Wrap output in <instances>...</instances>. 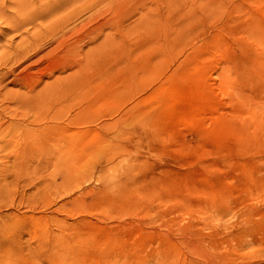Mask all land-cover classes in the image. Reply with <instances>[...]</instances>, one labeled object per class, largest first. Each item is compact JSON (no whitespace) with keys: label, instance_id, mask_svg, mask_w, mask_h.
I'll list each match as a JSON object with an SVG mask.
<instances>
[{"label":"rangeland","instance_id":"rangeland-1","mask_svg":"<svg viewBox=\"0 0 264 264\" xmlns=\"http://www.w3.org/2000/svg\"><path fill=\"white\" fill-rule=\"evenodd\" d=\"M27 1L53 9L34 19L0 0V212L12 213L9 224L30 182H2L20 133L8 127L7 98L81 61L78 97L58 98L61 161L43 173L47 183L58 177L41 203L48 219L58 207L61 264H264V0H106L89 12L84 0ZM61 20L73 29L67 54L47 36ZM101 31L115 37L106 52L95 49ZM38 38L40 49L22 52ZM25 258L22 241L0 244V264Z\"/></svg>","mask_w":264,"mask_h":264},{"label":"bare ground","instance_id":"bare-ground-1","mask_svg":"<svg viewBox=\"0 0 264 264\" xmlns=\"http://www.w3.org/2000/svg\"><path fill=\"white\" fill-rule=\"evenodd\" d=\"M11 1H13L14 3L16 2L18 4V5L16 4V7L18 6L20 7L21 9L20 11H22L23 15L30 14L33 11L34 19L42 18L45 14H47L46 12L50 11V9L52 8L51 7L49 10H47L50 3L48 2L41 3L42 2L41 0H40L41 6L39 7V11H36L34 7L28 5V1L27 4H24L23 0H11ZM32 1L35 3L37 2V0H32ZM84 1H85V7L83 9L81 8L82 10L80 9V12L82 11L89 12L93 8L99 7L100 5L106 3V0H84ZM68 2L74 3L73 0H68ZM107 2L110 1L108 0ZM20 11L19 13H21ZM91 18L92 17H89L88 19L90 20ZM67 19L65 18V20ZM62 20L61 22L64 24H60L58 21V23L53 22V24L50 27L48 26L46 30L48 31L49 34H47V36L49 37V39L51 36L52 40L50 41L48 37L45 38V40L48 39L50 41L49 43L51 45L52 44L54 45V50L56 51L62 50L64 47H66L67 50L65 51L63 50L62 53L64 52L65 54H67V52H69L68 50L70 51L72 50L71 49L72 44L71 41H69L71 39H68L67 37L65 40L64 35L72 33L73 29L69 30L66 27V22L69 21V19L64 22ZM86 27L91 32V29L89 28L90 26L86 25L85 28ZM123 30L124 29H120L121 32ZM54 32H56L58 35H56ZM90 32L88 31V33ZM54 34L58 37H55ZM99 35L101 41L99 40L100 43L95 48L97 49V51L99 49H102L103 52H106L115 46L114 44L116 43L115 37L112 35L110 31H101ZM42 37L44 39V36ZM40 40L38 38L34 40L32 43L27 44V47L25 46V48H23V51L22 50L21 51L23 53L24 51H27L28 53L30 52L29 51L30 49L32 50L31 52L34 51L36 52L35 49H40V44H41ZM75 41L76 40H74V42ZM74 42L72 41V43ZM89 53L90 52H88L85 55V57L88 56ZM30 54L28 55L22 54L21 56H17V58L20 59L22 58L26 60L27 58L26 56L29 57ZM48 55H50V53ZM69 57L71 58V56ZM90 58L88 59L87 57V60L84 63L86 64L87 62L89 63ZM20 59H18V61H20ZM15 61H17V59ZM66 61L68 60L66 59ZM76 63L77 64L72 65L69 62V64L72 65V68L73 67L75 68V71L71 70L72 73H70L69 75L63 78L57 77L53 82L44 83V85L40 87V84H43L42 83L43 81L41 82L42 80L41 78L38 79L36 83L33 82V84H29V85L27 84L22 86L20 91H17L15 94L13 93L12 96L11 95L8 96L10 94L9 92H8L9 94L7 95L8 96L7 100H9L10 97V102L12 104L10 105L12 106L11 109L12 119L16 120V122L14 123L12 122L13 124H11L8 121L9 122L8 127H12L14 124H17L16 126H13L14 128L12 127L11 129L16 130V132L18 133L20 131V133L18 137L19 141L17 145H15V147L17 146L16 147L17 150L15 149L16 156L13 157L14 159H12L13 160L12 166L14 170L3 166L5 168L4 171L7 173L1 176L3 177L2 182H5L9 178H13V180L15 179L17 186H19L20 183H24L23 185H25L27 182L28 183L30 182V185L28 183L27 184L30 186L29 188H32L33 190H31L32 192L30 191L26 192V188H28L26 187L23 190L21 188L20 192L18 191L19 192L18 197L21 198L17 200V206L13 208L15 210L14 212L17 213V214H13V216L16 215L15 216L16 220L14 224H9L10 216L12 215V213L9 214V213H2L3 211L0 212V244H6L17 240L22 241L26 251L25 261L27 260L26 263L29 264H61L65 259L63 254L61 253V248L59 245V237H60L59 220L58 218L53 216V213L58 211L57 209L58 207L55 208L53 211H51L52 213L50 214L51 217H49L48 219V216L45 214L46 211L44 210V207L41 202L44 199H53L52 195L49 193L50 190L48 191L47 188L55 189L57 187L56 181L58 177L55 176L56 174L52 176L50 175L51 176V178L49 179L50 182L47 183V181L44 180L45 178H43V173L46 169H50V168L57 169V166H59V163L62 158V153H63L62 138H61L62 125L60 119L61 116L63 115L61 113L63 109L61 108L62 102L58 98L64 97L67 99L69 98L72 99L76 95L78 97V93H77L78 83L75 81L76 79H78L79 81L81 80L79 76H81V73L85 69L83 62L79 61ZM66 66H68V64ZM86 67L88 68L90 66H86ZM74 109H75V105L72 106L71 104V106L66 110L68 113L69 111L71 113ZM19 127L20 130L18 131L16 128L19 129ZM50 176L47 175L46 178ZM32 178H34L33 181H31ZM34 181L36 182L34 183ZM2 189L3 186L0 182V191ZM54 203H56V201H54Z\"/></svg>","mask_w":264,"mask_h":264}]
</instances>
